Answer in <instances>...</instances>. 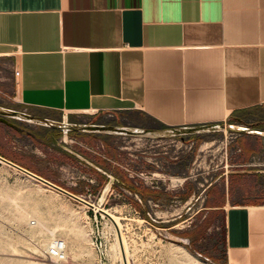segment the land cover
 Wrapping results in <instances>:
<instances>
[{"label":"crops","instance_id":"1","mask_svg":"<svg viewBox=\"0 0 264 264\" xmlns=\"http://www.w3.org/2000/svg\"><path fill=\"white\" fill-rule=\"evenodd\" d=\"M0 88L63 115L32 118L45 129L40 157L64 173L0 156L67 191L78 185H64L67 176L85 178L75 172L84 159L52 148L86 132L77 118L91 112H136L172 128L235 122L245 127L237 167H260L250 162L264 133L249 127L263 121L264 0H0ZM84 137L70 141L85 147ZM202 202L206 217L221 215L224 263L264 264V171L228 170Z\"/></svg>","mask_w":264,"mask_h":264},{"label":"rangeland","instance_id":"2","mask_svg":"<svg viewBox=\"0 0 264 264\" xmlns=\"http://www.w3.org/2000/svg\"><path fill=\"white\" fill-rule=\"evenodd\" d=\"M4 69L7 74L11 72L6 64ZM260 113V126L249 129L264 133V110ZM34 116L61 119L63 115L23 107L0 88V117L15 125L0 121V153L37 172L49 169L54 175L64 173L63 167H48L40 157L38 151L46 150L41 141L45 129ZM77 120L86 132L72 129L67 132L68 143L52 149L75 164L80 160L77 155L84 159L75 172L85 173V178L67 176L63 183H78L73 194L94 207L41 186L26 173L0 161V264L41 262V256L31 248L34 241L30 236L40 217L48 219L52 229L62 224L84 228V251L71 264H124L117 249V227L95 205L117 217L129 264H191V257L206 264H225L221 215L206 217L203 191L228 170L264 171V150L250 162L260 167H237L244 156L238 151L237 138L245 127L228 122L172 128L136 112H91ZM78 134L85 136V147L70 141H78ZM132 185L152 188L158 200L148 197L144 201L131 190ZM190 192L193 197L185 201L183 194ZM23 205L38 214L19 221L17 212ZM65 235L59 232L57 239L63 240ZM7 242L14 247H6ZM42 257L48 264H61L45 252Z\"/></svg>","mask_w":264,"mask_h":264},{"label":"bare ground","instance_id":"3","mask_svg":"<svg viewBox=\"0 0 264 264\" xmlns=\"http://www.w3.org/2000/svg\"><path fill=\"white\" fill-rule=\"evenodd\" d=\"M0 161L6 163L2 159H0ZM14 168L19 170L16 167ZM27 176L31 180H33L34 182L38 183L41 186H45L47 188H50L51 190L58 191L57 189L50 186L49 184L29 174H27ZM181 180L183 181L184 178ZM109 188H110V185L107 186L104 197L106 196ZM95 209L101 210L109 214V216L111 217V220H113V222L115 223V226L117 227L116 242H117L118 253L122 257L124 264H129L126 243H125L122 231L120 229V226L117 222V217L111 214L108 210H102V208H99L97 205H95ZM29 214H38V213L35 209L30 208L26 205H23V206H20L17 212V215H18L17 218L19 219V221H26L28 219ZM59 232H66V235L63 238V241L65 242V245H66V260L62 262L61 264H71V262H73L74 260L78 259V257L81 256V254L84 251L83 250L84 248L81 245V239L85 236V230L83 227H81L78 224H72L70 226L62 224V225H55L54 228L52 229L48 219L44 217H40L36 226L30 232V236L32 237L34 241V245L31 246V248L36 254L41 256L40 258H38V260H40L41 262H38L37 264H48L46 262V259L43 258L42 256H44V252L46 253V256H47V251L50 248V246L54 244L56 241L60 240V239H57ZM6 247L11 248V247H14V245L11 244L10 242H7ZM191 258H193L191 261V264H206L200 261L199 259H196L195 257H191ZM51 260L54 261L53 259Z\"/></svg>","mask_w":264,"mask_h":264},{"label":"water","instance_id":"4","mask_svg":"<svg viewBox=\"0 0 264 264\" xmlns=\"http://www.w3.org/2000/svg\"><path fill=\"white\" fill-rule=\"evenodd\" d=\"M3 121H5V120H3ZM0 159H2L3 161H5L6 163H8V164H10V165H12V166L18 168L19 170L23 171L24 173L29 174V175H31V176H33V177H35V178H37V179H39V180H41V181L47 183V184H49L50 186L54 187L55 189H57V190L60 191L61 193H64V194H66V195H68V196H70V197L75 198L76 200H79V201H81V202H85V203H87L88 205H90L91 207H94L93 205H91V204H89L88 202L84 201L83 199H81L80 197H78V196H76L75 194L71 193L70 191H67V190L63 189V188H61L60 186H58V185H56V184H53V183H51V182H48L47 180L41 178L40 176L34 174L33 172H31V171H29V170H27V169H25V168H23V167H21V166H19V165H17V164H14V163H12V162H10V161H8V160L2 158L1 156H0ZM104 213H105V212H104ZM105 214H106V215H109V214H107V213H105Z\"/></svg>","mask_w":264,"mask_h":264},{"label":"built area","instance_id":"5","mask_svg":"<svg viewBox=\"0 0 264 264\" xmlns=\"http://www.w3.org/2000/svg\"><path fill=\"white\" fill-rule=\"evenodd\" d=\"M47 256L57 263H62L66 260V245L63 240H58L50 246L47 251Z\"/></svg>","mask_w":264,"mask_h":264},{"label":"trees","instance_id":"6","mask_svg":"<svg viewBox=\"0 0 264 264\" xmlns=\"http://www.w3.org/2000/svg\"><path fill=\"white\" fill-rule=\"evenodd\" d=\"M104 169H107L105 166H103ZM126 180V178H124V181ZM131 190L135 193V194H138L140 195L144 201H147L148 197H151L153 198V200H158V197H157V192L154 191L152 188L150 187H147V186H144L142 185V187H137L135 185H132L131 186ZM70 192H74V191H70ZM193 192H190L186 195H184V200L186 201L190 195H192Z\"/></svg>","mask_w":264,"mask_h":264}]
</instances>
